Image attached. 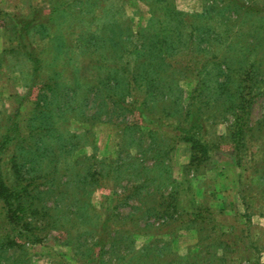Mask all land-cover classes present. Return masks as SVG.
Returning <instances> with one entry per match:
<instances>
[{
	"label": "rangeland",
	"instance_id": "rangeland-1",
	"mask_svg": "<svg viewBox=\"0 0 264 264\" xmlns=\"http://www.w3.org/2000/svg\"><path fill=\"white\" fill-rule=\"evenodd\" d=\"M0 142V264H264V0H0Z\"/></svg>",
	"mask_w": 264,
	"mask_h": 264
},
{
	"label": "trees",
	"instance_id": "trees-1",
	"mask_svg": "<svg viewBox=\"0 0 264 264\" xmlns=\"http://www.w3.org/2000/svg\"><path fill=\"white\" fill-rule=\"evenodd\" d=\"M18 22H23L25 24L24 26H21L19 30H22L23 28H28V25L30 23H27V20H21ZM31 61L34 66V71H38V65L39 61L35 56L30 55ZM142 120L145 121L146 123H152L153 121H157L156 118L154 117H142ZM185 136V135H184ZM188 140L193 141L192 137H186ZM194 142V141H193ZM208 142V141H207ZM2 146V143L0 142V147ZM11 187L6 185L5 180H3L2 176L0 175V199L2 200L4 207H3V220L4 224L11 226L13 229L14 233V238L17 239H25L31 243L35 242V237L33 233H31L27 228L24 222H22L17 214V207L16 203L18 202V199L11 193ZM103 226L101 230L98 233L97 239L95 241V245H97L99 248L103 246L104 243V237H103Z\"/></svg>",
	"mask_w": 264,
	"mask_h": 264
}]
</instances>
